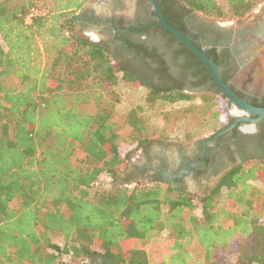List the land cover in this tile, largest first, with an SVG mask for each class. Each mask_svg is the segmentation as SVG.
<instances>
[{
    "label": "trees",
    "instance_id": "trees-1",
    "mask_svg": "<svg viewBox=\"0 0 264 264\" xmlns=\"http://www.w3.org/2000/svg\"><path fill=\"white\" fill-rule=\"evenodd\" d=\"M261 1L159 4L167 22L190 38L188 20L241 19ZM50 2L47 9L41 0L0 4V264H264V187L258 185L264 183V161L233 168L208 196L159 183H120L118 174L153 138L140 116L143 108H134L125 117L131 148L121 147L114 104L103 102L121 80L139 83L105 44L78 29V16L94 0ZM32 9L37 14L27 24ZM179 45L175 57L184 56L181 71L193 78L189 87L212 85L201 95L199 115L221 120L224 104L231 103L205 65ZM206 53L220 64L216 49ZM164 67L157 72L166 77ZM221 75L229 83L231 76ZM147 89L149 104L189 102L199 95L175 81ZM89 104L99 112H86ZM188 111L164 117L170 124V117ZM165 232L170 246L158 259ZM130 241L143 246L127 247Z\"/></svg>",
    "mask_w": 264,
    "mask_h": 264
},
{
    "label": "flooded vegetation",
    "instance_id": "flooded-vegetation-1",
    "mask_svg": "<svg viewBox=\"0 0 264 264\" xmlns=\"http://www.w3.org/2000/svg\"><path fill=\"white\" fill-rule=\"evenodd\" d=\"M126 4L123 3L122 7L121 2L116 1L112 15L97 13L90 6L78 16V29L87 38L96 35L98 40L92 41L105 44L141 86L151 88L155 84L167 87L175 81L186 85V89L196 88L195 91L199 93L211 89V84L205 88H198L202 85L189 87L193 78L190 72L185 75L181 71L185 66L184 56L175 57L180 47L179 41L163 35L161 26L156 24L158 19L152 1L135 0ZM187 24L189 27L192 25V41L206 52L216 49L220 55V72L231 76L228 84L241 94V98L254 106L264 107V89L256 86L258 69L264 81V3L248 16L231 20L226 25L200 18L188 20ZM86 32L92 33L87 35ZM255 32L261 35L257 36ZM249 40H253L257 50L253 59L246 54L239 55L242 45ZM140 47L145 48L150 55L147 56ZM235 52L239 59L234 56ZM163 67L168 72L166 77L157 72ZM245 72L246 77L242 79ZM229 110L231 118L225 127L194 145H172L163 141L145 144L141 148L144 151L143 158L131 161L123 172L124 181L134 184L159 183L180 193L208 196L233 168L250 161H264V119L255 123L238 122L225 132L241 118L234 105L230 104ZM245 117L257 118L255 115ZM174 175L173 184L166 181V177ZM219 176L220 179L212 184L213 177Z\"/></svg>",
    "mask_w": 264,
    "mask_h": 264
},
{
    "label": "rangeland",
    "instance_id": "rangeland-1",
    "mask_svg": "<svg viewBox=\"0 0 264 264\" xmlns=\"http://www.w3.org/2000/svg\"><path fill=\"white\" fill-rule=\"evenodd\" d=\"M5 0H0V4H2ZM51 0H41V5L46 7V9L51 6ZM264 0L259 3V5L263 4ZM259 5L257 7H259ZM257 9V8H256ZM200 19H208L211 21H215V23L219 25H226L230 21L229 20H218V19H210L203 18ZM92 32H86L87 35ZM90 40H98L96 39V35H92L89 37ZM256 47L254 45L253 40H249L242 45L240 49V56L246 54L250 58L256 55ZM260 69H258V73L256 76L257 88L258 86L261 89H264V81L260 78L259 75ZM264 73L262 74V78ZM246 77V72L243 73L242 79ZM240 81V80H239ZM195 96L189 102H179L175 104H171L164 99H158L150 104L147 103L149 97V90L145 86H141L140 84L128 83L125 80H121L117 87L112 90H108L105 94V99L103 102V107L108 104H114V115L117 123V133L119 135V144L124 149H130V128L125 121L126 115L134 108L142 107L143 111L140 116L148 125V135H150L153 140L152 141H163L172 145H194L195 143L202 141L208 137L213 136L218 131L223 129L225 125L231 118V112L229 107L224 104V115L221 120H214L211 117L200 116L199 106L203 103V97L201 96L203 93ZM190 109L187 113L183 115H179V119H174L172 116L170 124H167L165 120V113L171 112L174 110L183 111L185 109ZM84 110L90 114H97L99 112V108L95 104H89L84 106ZM154 146H156L154 144ZM144 151L143 149H139L136 153H134L131 161H137L139 158H143ZM103 181H110V178L107 176L102 177ZM117 180L122 184L134 185L133 182L126 183L122 176L118 175ZM264 183L262 181L258 182V185L264 187ZM97 189H91V193H97ZM226 199V195L223 194L221 196V201ZM171 236L168 232H165L163 236L160 238L162 242V252H157L158 259L162 258L168 251V247L170 246ZM63 239L60 238L57 240V243L63 245ZM127 247L137 248L142 247L140 243L136 241H130L126 244ZM236 257L230 258V261H235Z\"/></svg>",
    "mask_w": 264,
    "mask_h": 264
},
{
    "label": "water",
    "instance_id": "water-1",
    "mask_svg": "<svg viewBox=\"0 0 264 264\" xmlns=\"http://www.w3.org/2000/svg\"><path fill=\"white\" fill-rule=\"evenodd\" d=\"M120 1L121 4L127 3L131 4L135 0H94V3H92L91 7L94 9L97 13L101 12L104 14H113L116 7L115 2ZM154 6V10L157 16V25L161 26L163 29H165L167 32H169L173 37H175L180 43H182L189 51H191L207 68L209 71L210 76L212 77L213 81L215 82L216 86L220 90V95L223 97H226V99L234 105L238 110V115L241 116L240 120H238L233 126L229 127L225 132L231 130L238 122H258L264 119V107H257L249 103L246 99L241 98L236 91L223 80V77L220 72V66L214 63L209 56L207 55L206 51L202 48H199L191 38L186 36L184 33L179 31L177 28H175L173 25H171L167 20L165 19L161 6L159 4L158 0H151ZM126 4V6H127ZM125 6V8H126ZM123 7V6H122ZM121 7V8H122ZM118 8V7H117ZM124 8V10H125ZM94 42V41H93ZM236 58L239 59L237 53L235 52ZM244 68L243 63L241 64ZM259 66V65H258ZM242 73H240L241 75ZM245 115H255L257 116L256 119H250L248 117H245ZM120 176H124L123 173H119ZM174 176L166 177V181L173 184V181L175 179ZM221 176L219 177H213L214 183H216ZM222 179V178H221ZM201 185V184H199ZM175 187V186H174Z\"/></svg>",
    "mask_w": 264,
    "mask_h": 264
},
{
    "label": "built area",
    "instance_id": "built-area-1",
    "mask_svg": "<svg viewBox=\"0 0 264 264\" xmlns=\"http://www.w3.org/2000/svg\"><path fill=\"white\" fill-rule=\"evenodd\" d=\"M36 14H37V11L35 9H32V11L30 12V14L27 15V17H26V23L27 24H31V22H32V20H33V18H34V16Z\"/></svg>",
    "mask_w": 264,
    "mask_h": 264
},
{
    "label": "bare ground",
    "instance_id": "bare-ground-1",
    "mask_svg": "<svg viewBox=\"0 0 264 264\" xmlns=\"http://www.w3.org/2000/svg\"><path fill=\"white\" fill-rule=\"evenodd\" d=\"M122 6H123V5H122ZM254 34L257 35V36H260V35H261V33H256V32H255ZM236 53H237V52H236Z\"/></svg>",
    "mask_w": 264,
    "mask_h": 264
}]
</instances>
